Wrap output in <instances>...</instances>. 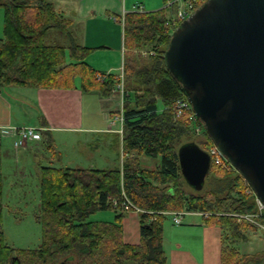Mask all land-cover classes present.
<instances>
[{"label": "trees", "instance_id": "16d2710c", "mask_svg": "<svg viewBox=\"0 0 264 264\" xmlns=\"http://www.w3.org/2000/svg\"><path fill=\"white\" fill-rule=\"evenodd\" d=\"M0 6L4 12L1 84L71 86L79 75L85 89L99 88L103 94L113 89L116 73L97 70L84 60L92 48L76 41L69 19L50 0H0ZM167 14L162 6L127 11L123 16L121 167L39 162L36 218L41 224V241L35 248L17 249L0 231V264H11L14 255L20 264H171L163 247V219L165 210L176 209L203 212L208 222L220 226L221 264L264 259V250L242 253L236 246L256 228L234 213L252 211L255 203L245 192V179L232 165L210 160L203 186L185 188L178 146L194 141L206 149L212 140L204 127V140H182L193 131V124L187 114L175 116L176 99L187 97L164 60L171 33L165 25ZM54 28L66 34L67 44L46 41V32ZM98 74L104 78L99 79ZM41 135L44 148H52L47 131L42 130ZM1 138L0 133V146ZM151 157L156 161L146 163ZM2 182L0 151V195ZM122 191L142 209L138 211L136 243L123 238L122 218L127 210L122 208ZM97 209H111L113 219L92 218Z\"/></svg>", "mask_w": 264, "mask_h": 264}, {"label": "crops", "instance_id": "0c3cea01", "mask_svg": "<svg viewBox=\"0 0 264 264\" xmlns=\"http://www.w3.org/2000/svg\"><path fill=\"white\" fill-rule=\"evenodd\" d=\"M164 2V0H73L71 6L58 10L69 19L70 29L76 41L92 48L85 55V61L97 70L118 64L122 71L125 46L124 32L120 31L119 21L123 26L124 14L135 10L137 3L143 6V10H154L162 7ZM0 28L2 30L0 39H2L3 22ZM110 30L116 35L115 50L120 51L118 53L116 51L115 56L112 57L116 63L108 61L107 66L104 64L101 66L97 63L95 53L102 51L105 57H109L107 52L111 48ZM80 81V76L76 75L71 86L45 87L16 82L0 83L1 157L5 142L13 147L14 126L34 125L47 131L52 141V148L45 150L41 143L43 136L41 135L39 139L29 141L26 147L15 148V156L23 151L27 154L39 151V155L36 156L39 158L36 159L35 164L37 169L41 157L63 166L121 167L123 149L120 162L117 163L116 151L111 152L110 146L113 137H115L114 144L116 143L117 135L122 146L121 123L113 119V116L123 107V93L115 86L108 94H103L99 88L85 89ZM8 152L5 151L6 154ZM145 162L149 161L146 159ZM17 168L18 174L22 175L24 166L19 163ZM1 206L2 203L0 209ZM183 210L179 222H175L172 214L169 213L175 226L172 227L171 236L168 235L166 239L165 236L163 237V247L168 261L171 264H221L220 226L208 222L203 212ZM197 215H201V218ZM122 227L125 241L131 243L139 241L137 211L126 212L122 218ZM165 227L168 228L167 225ZM257 233L258 230L250 229L246 238L251 237L250 234ZM260 262H264V259Z\"/></svg>", "mask_w": 264, "mask_h": 264}, {"label": "water", "instance_id": "95a60500", "mask_svg": "<svg viewBox=\"0 0 264 264\" xmlns=\"http://www.w3.org/2000/svg\"><path fill=\"white\" fill-rule=\"evenodd\" d=\"M164 60L208 136L264 204V0H204L172 30ZM177 153L184 180L200 189L210 154L194 141ZM11 264H20L16 255Z\"/></svg>", "mask_w": 264, "mask_h": 264}, {"label": "rangeland", "instance_id": "374dc122", "mask_svg": "<svg viewBox=\"0 0 264 264\" xmlns=\"http://www.w3.org/2000/svg\"><path fill=\"white\" fill-rule=\"evenodd\" d=\"M56 9H65L71 6L73 0H50ZM163 6V5H162ZM3 22V7L0 6V26ZM120 31L122 32L123 26L122 22L119 21ZM1 29V28H0ZM174 29V28H173ZM171 29V32L172 30ZM2 30H0V35ZM100 34V32H97ZM105 33V32H104ZM46 41L49 43H66L67 36L64 32L59 29H51L46 35ZM110 46L111 48L107 52L109 57H105L102 54V51H97L95 55L97 56V63L101 66L108 65V61L111 63H116V60L112 57L115 56V53L120 51L115 50L114 46L117 43L116 35L113 30H110ZM111 57V58H110ZM89 58V56H88ZM67 60H70V57H67ZM102 70V69H101ZM106 72H116L120 73L121 67L117 64H112L110 68H103ZM159 109L162 108L161 103L159 102ZM194 124V123H192ZM204 133L200 132L196 134L195 132H190L188 136L182 137V140L193 139L195 141L204 140ZM4 139V138H3ZM115 137L111 140L110 151H116L117 154L116 161L120 162V155L122 154V146L119 135L116 136V143L114 144ZM5 146L2 147L3 156L1 157V170L3 173V182H2V193L0 195V201L2 203L0 209V231H3L6 241L14 246L17 249H31L37 247L41 241L42 229L41 224L36 218L37 206L39 202V190H38V173L36 168V162L39 157V151L34 153L33 151L30 154L19 152L15 156V147L9 146L6 142ZM114 144V145H113ZM22 149V148H21ZM8 150V154L5 151ZM46 150V149H45ZM43 150V151H45ZM4 153L6 155H4ZM47 154L49 152H46ZM20 155V156H19ZM147 161L153 163L156 161V158L151 157L147 158ZM40 162L48 163L47 159L41 157ZM21 163L24 166V173L22 175L18 174V164ZM55 164V163H54ZM228 164V163H226ZM56 165H58L56 163ZM246 181V180H245ZM247 183V181H246ZM185 184L187 190H192L190 185ZM247 185L245 187V192H247ZM248 193V192H247ZM253 197L254 200V209H256V202L254 196L251 193H248ZM183 210V209H176ZM249 211V212H252ZM201 218V215H197ZM92 218L95 219H113L114 212L111 209H97L91 214ZM237 217V216H235ZM243 220V219H242ZM186 221V220H185ZM247 221V220H246ZM264 221V216H263ZM248 222V221H247ZM250 223V222H249ZM167 225V229L166 226ZM174 223L171 221V215L167 214L163 219V237L165 239L167 236H171L173 232ZM255 226L258 230V233L252 235L251 237L245 238L237 242V247L242 253L246 252H255L262 250L263 248V239H264V226ZM249 232V231H248ZM164 239V240H165ZM246 264H264V262H247Z\"/></svg>", "mask_w": 264, "mask_h": 264}, {"label": "built area", "instance_id": "2783aa9c", "mask_svg": "<svg viewBox=\"0 0 264 264\" xmlns=\"http://www.w3.org/2000/svg\"><path fill=\"white\" fill-rule=\"evenodd\" d=\"M204 0H166L163 4L164 7L167 8V18L165 20V25L170 30L175 28L179 22L185 19L190 13H192L196 7H198ZM135 9L143 10V6L141 4H136ZM117 83L115 84V88L120 90L121 93H124L123 86V73H117L116 75ZM99 79H103L104 77L101 74H98ZM187 114V117L194 123L193 132L199 134L200 132H204L203 125L201 122L199 123L198 117L195 115L191 104L187 98L178 97L175 101V116L180 117ZM113 119H117L121 123V129L123 126V107L120 108V111L113 116ZM15 137L13 138V146L18 149L21 147H26L29 141L39 139L42 132V127L34 126V125H20L14 126L13 128ZM206 151L210 154V159L217 164L226 165V163H231L220 153L216 144L212 141L206 147ZM247 192L251 193L254 196L256 202V209L252 212H235L234 215L237 216L238 220H247L253 225L264 226L263 216H264V204L259 199V197L255 194L252 187L247 185ZM123 200H121L122 208L135 211H141L142 209L136 205H133L131 201L127 198V196L122 191ZM112 203L117 205V201L115 198L112 199ZM165 213L172 214V219L175 222H179L181 220V215L184 210H165Z\"/></svg>", "mask_w": 264, "mask_h": 264}]
</instances>
